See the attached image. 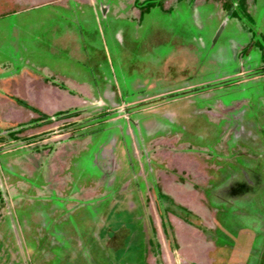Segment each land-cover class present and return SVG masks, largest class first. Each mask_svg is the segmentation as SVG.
Returning <instances> with one entry per match:
<instances>
[{"label": "rangeland", "instance_id": "rangeland-1", "mask_svg": "<svg viewBox=\"0 0 264 264\" xmlns=\"http://www.w3.org/2000/svg\"><path fill=\"white\" fill-rule=\"evenodd\" d=\"M58 8L0 10V264H264V0ZM55 73L82 108L10 92Z\"/></svg>", "mask_w": 264, "mask_h": 264}, {"label": "crops", "instance_id": "crops-1", "mask_svg": "<svg viewBox=\"0 0 264 264\" xmlns=\"http://www.w3.org/2000/svg\"><path fill=\"white\" fill-rule=\"evenodd\" d=\"M95 2V0H0V10L8 6L19 5L21 8L27 9L30 7L51 6L56 12H60L59 6L64 8H72L77 4L85 2ZM54 33L53 42L50 48L49 61L57 65L72 64L88 60L94 54L88 51L87 43L82 39V31L74 27L72 24H67L64 27H55L52 30ZM35 61H33L34 63ZM59 80L54 83H45L37 81V84L23 88L18 84H14L10 92L24 96L30 102L39 106L43 112H56L64 109L82 108V96L87 93V83H80L75 79L68 78L66 75L55 73ZM62 82V84H60ZM8 100L0 96V109L5 110L9 106ZM14 110H20L16 114L15 120L24 122L29 120V111L19 104H11ZM16 110V111H17ZM24 120V121H23ZM22 124H12V129L18 128Z\"/></svg>", "mask_w": 264, "mask_h": 264}, {"label": "trees", "instance_id": "trees-1", "mask_svg": "<svg viewBox=\"0 0 264 264\" xmlns=\"http://www.w3.org/2000/svg\"><path fill=\"white\" fill-rule=\"evenodd\" d=\"M21 100V99H20ZM21 101H23V100H21Z\"/></svg>", "mask_w": 264, "mask_h": 264}]
</instances>
